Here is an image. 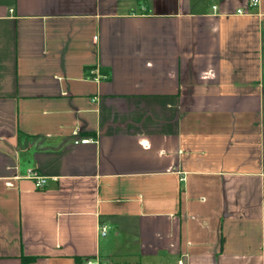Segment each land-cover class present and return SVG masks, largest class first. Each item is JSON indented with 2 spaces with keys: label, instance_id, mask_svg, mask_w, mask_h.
I'll use <instances>...</instances> for the list:
<instances>
[{
  "label": "crops",
  "instance_id": "obj_1",
  "mask_svg": "<svg viewBox=\"0 0 264 264\" xmlns=\"http://www.w3.org/2000/svg\"><path fill=\"white\" fill-rule=\"evenodd\" d=\"M88 260L264 264V0H0V264Z\"/></svg>",
  "mask_w": 264,
  "mask_h": 264
},
{
  "label": "built area",
  "instance_id": "obj_2",
  "mask_svg": "<svg viewBox=\"0 0 264 264\" xmlns=\"http://www.w3.org/2000/svg\"><path fill=\"white\" fill-rule=\"evenodd\" d=\"M258 4H259V0H248L249 9H253V8L257 7ZM213 8H215V7L213 6ZM237 12L240 13L241 10H237ZM90 73L95 75V78L103 77V75L98 74V72H96V71H91ZM80 142L81 143H96L97 142V138L96 137L95 138H93V137H85V138L80 139ZM30 177L33 180L34 186L36 188H42L45 185V183H46V178L44 176L38 174V173L32 172ZM100 230H101L100 231L101 234H105V227L104 226H102ZM94 263H96V262H93L91 260L87 261V264H94Z\"/></svg>",
  "mask_w": 264,
  "mask_h": 264
},
{
  "label": "trees",
  "instance_id": "obj_3",
  "mask_svg": "<svg viewBox=\"0 0 264 264\" xmlns=\"http://www.w3.org/2000/svg\"><path fill=\"white\" fill-rule=\"evenodd\" d=\"M22 261L24 262V263H26V262H29V261H31V260H33V258L32 257H26V256H22Z\"/></svg>",
  "mask_w": 264,
  "mask_h": 264
}]
</instances>
